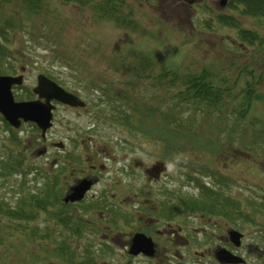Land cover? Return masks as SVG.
I'll use <instances>...</instances> for the list:
<instances>
[{"label":"rangeland","instance_id":"rangeland-1","mask_svg":"<svg viewBox=\"0 0 264 264\" xmlns=\"http://www.w3.org/2000/svg\"><path fill=\"white\" fill-rule=\"evenodd\" d=\"M123 1L115 21L100 14L101 0H0L4 29L0 72L26 70L22 86L13 91L15 98L28 94L36 74L43 73L89 103L81 111L58 108L45 143L30 123L11 131L0 119V162L19 156L8 163L19 162L0 186V203L17 208L30 202V195L56 173L52 143L87 131L90 136L77 141H90L101 155L104 148L107 157H123L126 142L131 151L132 145L140 147L141 168H152L155 159L166 163L158 182L150 179L154 175L141 172L138 196L132 194L135 185L129 181L134 178L128 172H103V181L93 189L104 186L107 193H120L126 200L125 209L110 200L112 207L105 213L111 211L106 216L111 225H122L120 232L150 222H169L173 230L181 225L177 229L181 239L169 244L182 257L165 258L164 264H219L212 252L216 245H224L225 229L233 225L244 233L239 251L247 260L254 248L264 251L258 234V225H264L258 199L264 189V45L241 46L235 31L218 16L232 15L241 28L255 29L262 36L264 23L231 9L230 0L223 7L218 5L222 0ZM118 3L109 0L106 6L114 10ZM189 74L201 80L189 84ZM192 86L202 95L199 102L192 95L172 100L173 94L181 98ZM44 145V154L37 151ZM99 161L117 171L114 161ZM201 167L216 170L204 173ZM116 178L125 179L126 194L112 189ZM190 178L206 188L196 189L192 183L183 190ZM210 194L217 197V211ZM155 201L161 204L156 211L151 206ZM89 210L90 215L80 209L63 213L55 204L38 210L29 221L0 217V225H10L6 232L12 230L5 242L7 250H0V264H69V260L45 259L54 256L50 240L61 239L55 229L56 236L46 231L49 239L41 241L48 225H77L78 237L66 240L74 255L70 264H77V254L88 255L86 249L96 264H159L127 257L117 230L108 240L92 234L95 227L105 230V225H90L98 213ZM194 250L204 257L195 256ZM253 260L248 264H264V256Z\"/></svg>","mask_w":264,"mask_h":264},{"label":"flooded vegetation","instance_id":"flooded-vegetation-1","mask_svg":"<svg viewBox=\"0 0 264 264\" xmlns=\"http://www.w3.org/2000/svg\"><path fill=\"white\" fill-rule=\"evenodd\" d=\"M23 71V75H25L26 70H24V67H21L20 69ZM19 73V72H18ZM17 73V74H18ZM0 74L3 75H10V72H2ZM15 74V73H13ZM22 86L21 85H14L12 86V91L16 90L18 87ZM34 87H31V91L27 94H24L21 96V99H16L17 102L20 101H35L39 100L40 103L44 104L45 99L43 98H38L36 94L33 93ZM75 94V93H74ZM14 95V93H13ZM81 98L84 102L85 105L83 107H71L67 106L64 104H61L57 100H51L50 105L53 107L52 109V116L54 112L62 107V108H69L74 111H81V110H86L88 107V101L81 97L80 95L76 94ZM15 97V95H14ZM30 123L34 129L38 128L36 127L35 123L33 122H26L23 123L21 122V127L24 124ZM81 131V128H78ZM84 135V134H83ZM40 138L43 141V143L46 142L47 137L46 134L43 136L40 133ZM77 139H80V134L75 133L71 138H61L57 143H52L54 146L55 150V155L53 157V162L56 167V176L58 178V191H59V197L56 203V207L58 209H65L69 213H72L73 211H79V209L83 212H87L88 215H90V210L91 208H95V211L98 213L97 217L93 222H89L90 225H105V230L102 228L99 229L98 227H95L93 230L92 234L97 233L98 236L101 237L102 240H108L110 238V233L114 230H117V233L120 232L122 229V225H111L108 221L106 216L109 213H105L108 207H112L111 205V199L114 201L112 203H116L118 207H121L120 209H125L122 208L126 200L122 199L119 194H109L107 193V189L103 186L99 190H94L93 188L97 186L100 182L103 181V178L101 175H103V172L107 169L108 172H114V174L121 173H129V176L134 178L133 180H130L129 183L134 182L135 185V190L132 191V194L134 196H138V190L136 188V185H138V180H141V172H145L146 175H154L155 178H150L154 180L155 182L160 181L161 175L165 173L166 171V163L163 160L155 159L152 165V168H148L147 166L142 167L143 164H141V160L137 162V160L140 159V147H137L133 145L132 147H135L134 149L125 151V154L123 157H107L108 153H105L104 148L102 149V155L99 153L98 150H96L92 145L91 142H78ZM46 145V144H45ZM43 146L42 148L38 149L37 151H41L43 154L46 152V146ZM105 153V154H104ZM133 157V158H132ZM104 159L107 162H110L111 160L114 161V165L117 166V171L115 168L110 167L109 164H103L99 160ZM190 168L191 173L194 171L193 167L190 165H186ZM196 169L199 167H195ZM212 170L215 171L216 169L208 168L207 171ZM200 172H204V168L199 169ZM206 171V172H207ZM143 174V173H142ZM194 175V174H193ZM214 174H211L213 176ZM214 179H217V176L215 175ZM81 182H88L89 183V188L88 190L83 194L81 199L79 200H66V197L72 193V187L78 186ZM186 183L188 185H183V190L185 186L189 188V184L196 183L195 178H190L189 180H186ZM113 185L115 186L114 191L120 190L122 193L126 194V181L125 179L118 180L117 178L114 180ZM119 187V188H118ZM121 188V189H120ZM196 189H199L198 183H196ZM157 192V189H155ZM173 193L175 189L171 190ZM258 194L260 195L261 202L259 203L262 206V212H264V189L259 191ZM197 197L198 195H195ZM209 199L212 201L215 207L214 211H217V197L214 194L208 195ZM177 196L174 193V197L171 198L172 204L175 201V198ZM138 200V199H137ZM169 200V197L167 198ZM169 200V201H171ZM174 205V204H173ZM152 209L155 211L157 209L161 208L160 202H153L151 204ZM155 207V208H154ZM79 208V209H78ZM135 208H138V203L136 201ZM151 215V211H150ZM154 217V216H152ZM151 219L155 221L156 219ZM96 219H103L101 221L95 222ZM264 219V217H263ZM168 221V219H165ZM171 220V219H170ZM172 221V220H171ZM126 226V225H123ZM216 231H217V225H215ZM176 230H173L172 225H169V222H166L165 224L159 223L158 225L153 222L151 224L144 223V225H131L130 228L127 230H123L122 232L119 233V236L123 239V250L125 252V255L129 258H139L142 261L145 262H158L159 264H164L163 259L165 258H171V257H179L181 258L182 256L179 253L178 248L172 249V246L169 244L171 241H177L178 239H181V235L177 231L181 229V225H175L174 227ZM258 228L260 230L258 231V234L260 238L264 240V225H258ZM55 229L58 230V236L55 234ZM234 229L238 230L241 234V240L244 236V233L242 230H240L238 227L229 225V227H226L225 232L226 234L224 235V245H216L214 248V251L212 252L213 254L219 247H225L229 251L241 255L245 258L244 254L241 253L240 246L234 247L233 244L229 240V230ZM49 233L54 234L57 238L61 239H66V240H71L72 238L76 237L77 234V225H48V229L46 230ZM54 231V232H53ZM65 231H68L66 233ZM134 235H140L144 236L145 238H148L151 242V247H148L146 245H139L137 248H135L137 253H133V249L131 247V242L132 238ZM162 249V252H159V250ZM256 252L250 253L249 257H247L248 262H256L253 260L254 256L257 257V255L264 256V251H257L258 247L254 248ZM185 255H189V252H184ZM193 254L195 256L199 255L198 257L203 256V252H197L194 250ZM160 255L163 257L161 260H159ZM204 257V256H203ZM246 260V264H248ZM217 262V261H216ZM187 264V262H185ZM258 263V262H257ZM259 264V263H258Z\"/></svg>","mask_w":264,"mask_h":264},{"label":"trees","instance_id":"trees-1","mask_svg":"<svg viewBox=\"0 0 264 264\" xmlns=\"http://www.w3.org/2000/svg\"><path fill=\"white\" fill-rule=\"evenodd\" d=\"M75 0H65L66 3H71L74 2ZM78 1V0H76ZM106 3H109V0L103 1V4L100 5L99 12L103 17H106L108 19H114L116 20L115 17V12L117 9L115 8L114 10L112 9H105ZM229 7L232 9H239V11L245 15V17H250V18H259L263 23H264V0H230L229 1ZM219 22L228 25L230 29H233L235 31V39L240 42L241 46H245V44L249 45H254L257 44L258 46L262 47L264 45V36H262L260 33H257V30H249V29H244L240 27V24L235 20L234 16L232 15H223L220 14L218 16ZM3 31L4 29L0 27V32L2 33L3 36ZM2 47L5 46V44H1ZM159 78H162V76H158ZM187 82L189 84L194 83L195 81L201 80V77L198 75H187L186 76ZM57 80V79H56ZM176 78L172 79V82H174ZM58 81V80H57ZM60 83V82H59ZM185 83V82H184ZM192 95V98L196 99L197 102H199V99L202 97V95L198 94L195 90V87L192 86L188 91L184 92L183 94H180L181 98L176 96L175 94L172 95V100L175 102L178 99H183L184 96ZM207 97L202 98L203 101H207ZM168 117L165 116V120H167ZM122 120V119H120ZM12 141L14 139H11ZM19 156H13L11 157L10 161H1L0 162V186L5 185V181L7 180L5 177L7 175H11L13 173L12 167H15L18 165L16 164H11L8 165L10 162H14ZM12 176V175H11ZM51 179L47 180L45 182V185L39 188V191L34 192L30 195V202L24 201L22 203H19L17 208H7V206L3 205L0 203V217L6 218L7 215L10 216L11 220H18V221H29L32 218L36 217L34 216V213L38 210L45 209L48 206H53L57 203L58 197H59V191L57 188L58 185V178L56 176V173H54L53 176H50ZM229 203V201H228ZM62 212H68L65 209H62ZM10 228V225H0V250L5 248V242L8 239L10 233L12 230H8L6 232V229ZM47 226H44L43 230L45 231L44 236H40V239L42 242L46 243V241L49 239L48 235L46 233ZM54 232V231H53ZM79 234V233H78ZM78 234L76 237H78ZM74 237V238H76ZM59 239V238H58ZM60 240V241H59ZM55 239V240H50L52 243V252L54 253V256L50 258L45 257L47 260H60L64 259L65 261L69 260L68 263H71V260L74 259V255L70 253V247L67 244L66 239ZM7 250V248H5ZM86 249V248H85ZM87 254L85 257L81 256L80 254H77V264H89L93 262L96 264L95 259L92 257L91 253L89 254L88 250L86 249ZM4 257H7V253L5 252ZM43 261L41 260V263ZM46 262V261H45ZM44 262V263H45ZM51 262V261H50ZM53 263V262H51Z\"/></svg>","mask_w":264,"mask_h":264},{"label":"water","instance_id":"water-1","mask_svg":"<svg viewBox=\"0 0 264 264\" xmlns=\"http://www.w3.org/2000/svg\"><path fill=\"white\" fill-rule=\"evenodd\" d=\"M224 4L225 0H222L220 5L224 6ZM21 81L22 76H0V114L13 127L17 128L21 120L24 122L33 121L41 130V135H44L45 131L51 126L52 106L49 103L51 100H57L70 106L84 105V102L79 97L66 91L43 74L37 76V86L33 91L38 94L39 99L43 97L45 103L42 104L39 100L15 102L11 92V86L13 84H20ZM88 187V182H81L78 186L72 188L73 192L66 197V200L81 199ZM240 237L241 234L239 232L235 230L229 231V238L234 244H239ZM139 245L151 247V242L144 236L134 235L131 242L133 253H137L135 248ZM215 257L221 263L242 262L239 257L231 254L224 248L218 250L215 253Z\"/></svg>","mask_w":264,"mask_h":264}]
</instances>
